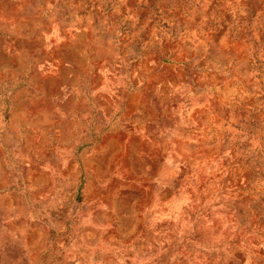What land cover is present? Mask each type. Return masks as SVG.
Instances as JSON below:
<instances>
[{
  "label": "rangeland",
  "instance_id": "rangeland-1",
  "mask_svg": "<svg viewBox=\"0 0 264 264\" xmlns=\"http://www.w3.org/2000/svg\"><path fill=\"white\" fill-rule=\"evenodd\" d=\"M0 264H264V0H0Z\"/></svg>",
  "mask_w": 264,
  "mask_h": 264
}]
</instances>
